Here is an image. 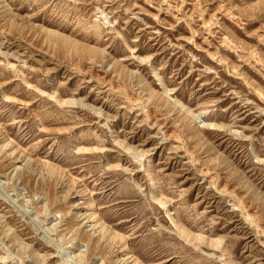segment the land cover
Instances as JSON below:
<instances>
[{"label":"rangeland","instance_id":"374dc122","mask_svg":"<svg viewBox=\"0 0 264 264\" xmlns=\"http://www.w3.org/2000/svg\"><path fill=\"white\" fill-rule=\"evenodd\" d=\"M0 264H264V0H0Z\"/></svg>","mask_w":264,"mask_h":264},{"label":"bare ground","instance_id":"6f19581e","mask_svg":"<svg viewBox=\"0 0 264 264\" xmlns=\"http://www.w3.org/2000/svg\"><path fill=\"white\" fill-rule=\"evenodd\" d=\"M19 169V168H18ZM99 227H101V226H99ZM107 234H108V232H107Z\"/></svg>","mask_w":264,"mask_h":264}]
</instances>
